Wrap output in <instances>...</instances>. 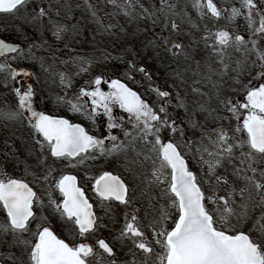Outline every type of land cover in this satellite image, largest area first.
<instances>
[{"label": "snow or ice", "instance_id": "6c2138e0", "mask_svg": "<svg viewBox=\"0 0 264 264\" xmlns=\"http://www.w3.org/2000/svg\"><path fill=\"white\" fill-rule=\"evenodd\" d=\"M112 2L116 3V0ZM27 4L28 0H0V13L14 14ZM239 4V8L231 7L228 19L235 21L237 17L243 16L247 21L250 38L245 40L243 35L233 34L224 29L216 32L206 30L205 46L211 47L214 53L221 56L230 47L237 51L243 49L245 58L242 62H238L239 72L236 82H240L239 75L246 67L258 68L257 76L264 81V44L261 43L264 41V0H239ZM161 5L157 11L164 12L165 9L175 7L167 4L165 0H161ZM119 6L126 9L124 13L126 16H130L135 11L133 0H128L126 5ZM193 7L201 16L206 15L205 9H207L216 18L221 17L222 11H228L219 8L213 0H194ZM140 8L145 15L155 17L156 13L150 12L143 4H140ZM45 14V9L41 7L34 18L41 19ZM155 22L154 19L153 24ZM171 27L175 30L179 29L175 21L171 23ZM59 31L62 29L58 28L54 34L58 35ZM209 38L214 41L211 45L208 44ZM169 42V38L164 37L161 45L166 47ZM172 48L182 49L183 44L174 42ZM19 51L18 45L0 39V57ZM172 54L177 55L176 52ZM253 56L255 59H252ZM224 67L227 69L228 65ZM139 71L146 73L147 70L140 67ZM0 72L8 73L12 79H15L20 72L25 76L30 75L24 69L12 68L7 60L0 63ZM94 84L95 88L91 91L81 88L77 96V100L80 97L91 98V111L80 103H69L74 111L83 112L93 120L98 110H103L108 118L109 134L105 138L112 142L110 149L105 147L104 139L90 135L80 124H73L68 119L36 111L33 107L34 91L31 85L27 86L26 91H21L20 87L13 90L18 98L17 106L13 109L6 105L4 109H0V117L13 122L27 120L36 133L34 143L40 146V150L43 151L44 145L47 144L52 157L70 163L74 158H78L75 160L77 164L84 163L87 159H95V156L89 155L90 151L98 150L102 156L126 152L137 141L151 146V151L157 154L159 166L153 168L149 183L158 185L167 183L166 188H161L160 199L167 200L168 206L177 210V216L173 219L168 208L161 205L158 214L150 221L155 244L163 249V254H156V259L153 261L151 256L154 249L151 246L152 242L145 238V231L139 223L136 214L139 210L131 214L130 220L126 215L125 224L117 239L123 241L130 238L134 248L142 250L145 254L144 259L141 260L137 257L136 251L129 249L132 259L127 264H264V239L254 238L252 232L244 227L249 219L248 204L242 203L240 207L243 211L239 213L231 207L230 198L234 203L237 189L229 184L225 175L215 177L218 187L206 195L197 174L189 169L188 162L180 151V145L174 142L176 134L185 136V129L179 127L177 118L168 112L167 104L159 103V111H157L146 99L119 79L110 81L111 90L108 92L100 88L101 77L95 78ZM244 90L243 102L225 96L221 104L223 110L230 113L237 121L240 120L242 112H246L242 127L238 123L235 132H246L247 139L230 136L223 127L206 130L200 125L202 132L207 131L206 138L215 150L208 151V147L203 144L205 137L202 136L197 152L200 154V160L208 166L209 174L214 175L218 167H223L225 160L231 162L235 158L234 151L239 149L240 163L243 165L246 161L250 162L247 168L234 169L233 174L239 176L241 172L251 171L253 175H244L243 179L261 193V200L264 201V183L256 179L258 171L264 178V169L253 167V163L264 160V82L253 85L250 80L248 85L244 86ZM154 91L158 102L172 96L170 92L161 91L159 87ZM115 106L123 109L127 114V121L124 116L113 115ZM177 107H185L183 101H180ZM185 110L187 111L186 108ZM26 113L30 115L26 116ZM126 122L132 125L131 129L125 127ZM189 123L193 128L197 127L196 121L190 119ZM116 128L122 130L125 140H120L118 136L111 134ZM39 137H42V140ZM182 143L191 154L192 146L196 142L185 138ZM245 148L248 151H245ZM205 152L213 159L205 160ZM12 155L17 163H24L26 168L31 167L26 160H19L15 151ZM53 170L50 166L45 167L43 181L47 182ZM167 170H170V173ZM221 182L224 185V194L218 195ZM56 187L64 197L63 202L57 203L49 194V205L60 213L62 219L76 227L77 235L84 236L101 226L98 223L100 218L92 210L93 206L88 202L84 191L76 186L75 176H62ZM95 191L105 200L114 198L124 205L130 203L128 186L119 176H114L111 172H104L96 180ZM246 191L249 192L251 199L248 188L239 189V195L243 198ZM34 204H38L40 208L44 207L43 199L27 182L23 179H14L6 172H0V207L6 212L4 222L0 223V249H4L0 251V264H89V258L96 255L92 245L79 243L70 246L65 240L60 239L48 226L47 218L42 215L37 216ZM153 211L157 212L155 208ZM233 217L236 218L239 227L230 226ZM170 219L173 224L171 230L167 226ZM261 221H264V214L254 221L253 228L259 225L264 229ZM98 244L109 258L115 256L113 248L105 240H98ZM108 264H116L115 259H110Z\"/></svg>", "mask_w": 264, "mask_h": 264}, {"label": "rangeland", "instance_id": "374dc122", "mask_svg": "<svg viewBox=\"0 0 264 264\" xmlns=\"http://www.w3.org/2000/svg\"><path fill=\"white\" fill-rule=\"evenodd\" d=\"M159 2L160 0H133L135 11L130 16H126L124 14L126 9L119 5H126L128 0H116V3L112 0H31L24 8L19 9L16 13L18 17L12 19L5 16L4 25L10 32L13 31L18 41L23 44L21 50L14 54L15 58L8 62L12 68L24 69L30 75L25 76L23 72H20L15 79H12L8 73L0 72V109H4L6 105L16 108L18 98L13 90L20 87L21 91H26L27 86L31 85L34 91L33 107L36 111L84 116L91 128L95 123L97 136L104 139L107 148H111L112 142L105 138L109 134L108 118L103 110H98L93 120L83 112L74 111L69 102L80 103L91 111L90 97H80L77 100L81 88L91 91L95 88L94 80L97 77L103 78L102 85L108 86L114 78L127 80L139 93H143V99H146L157 111H159V103H166L168 112L177 118L179 127L185 129L184 137L176 134L174 139L178 140L181 151L190 156L191 168L197 174L202 189L208 195L217 189L215 177L222 172L218 167L215 174L210 175L208 166L199 158L197 147L202 136L205 137L203 144L208 147V151H213L206 138L207 131L202 132L200 125L207 126V130L222 127L219 126L223 121L220 114L230 113L223 110L221 100L225 96L239 99V90H244V86L250 81L242 82L239 78L240 82L237 83V77L233 76V72L238 74V62L244 60L245 54L243 49L237 51L235 48H227L226 65L228 67L225 69L221 63L223 55L214 53L211 47L205 46V39L198 38L201 27L214 32L220 30V23L208 19L204 23L201 22L202 17L198 16L200 13L193 7L194 0H189V3L185 0H165L167 4L175 5V7L165 9L164 12L157 11L162 6ZM140 4L148 8L150 12H155V17L145 15ZM41 7L45 9L46 14L41 19H35ZM193 11L196 15L192 13ZM154 19L155 24H153ZM174 20L178 22V30L171 27ZM232 22L228 20L229 24ZM165 24L168 26L164 27ZM58 28L62 31L56 35L54 33ZM164 37L170 40L166 47L161 45ZM249 38L250 36L245 40ZM177 40H182L183 48L180 56L173 59L168 53L172 43ZM213 42L212 38L208 40L209 45ZM261 43L264 44V41ZM3 62L5 60L0 63ZM153 63L157 64V68L152 65ZM140 67L152 71L150 76L155 77L153 84L146 87L145 82L149 80V77L143 76L144 74L139 71ZM225 71L230 79L222 82ZM249 71L250 68L246 67L239 76L243 77ZM256 72L258 73L259 69ZM157 87L161 91L170 92L172 96L158 102L154 91ZM239 100L242 102L241 99ZM180 101H183L185 107H177ZM113 115L124 116L127 121V114L118 106L113 107ZM190 119L197 122V127L191 126ZM1 120L7 127L2 130L0 125V144L3 139L5 148H11L10 143L13 139H19L23 135L21 143L32 141L26 136L27 120L13 122L0 117ZM232 121L236 122L234 117ZM15 126L18 127L16 134H11L10 130ZM125 127L131 129L132 125L126 122ZM227 131L230 136L236 137L234 130ZM111 134L118 136L120 140L126 139L120 128L113 129ZM185 138L196 142L192 146L191 154L183 146L182 141ZM39 139L42 140V137ZM7 157H10V153L4 150L3 158ZM204 159L213 158L205 152ZM110 161L109 165L112 168L131 169L137 172V185L140 191L138 195L144 201L146 187L155 184L149 183L152 170L159 166L157 154L151 151V146L137 141L126 152L114 153ZM236 178V175L232 174L231 180L234 181ZM143 181L147 186L143 184ZM155 185L158 186V184ZM159 185L161 188L167 187V183ZM251 196L257 200L260 193L256 192ZM146 198L149 200L148 197ZM235 200L241 205L239 196H235ZM161 205L168 208V204L164 201ZM127 207L129 205L121 206V209L125 210ZM168 211L173 218L176 212L174 207H169ZM241 211L243 209L239 206L236 213ZM248 214L249 219L244 227L252 232L254 238L264 239V229H261L259 225L253 228L254 221L264 212L258 211L255 206V208L248 207ZM261 223L264 224V221ZM171 224L172 220L167 224L168 228ZM230 226L239 227L235 217L231 219ZM116 232H120L118 227ZM123 245H128L126 239L123 240ZM117 251L114 257L106 260L98 261L95 257V264H108L110 259H115L116 264H127L132 259V257L125 259L124 254L120 253V250ZM121 256L124 257L122 260Z\"/></svg>", "mask_w": 264, "mask_h": 264}, {"label": "flooded vegetation", "instance_id": "af4514ba", "mask_svg": "<svg viewBox=\"0 0 264 264\" xmlns=\"http://www.w3.org/2000/svg\"><path fill=\"white\" fill-rule=\"evenodd\" d=\"M31 0H28V2ZM189 3V0H185ZM192 1V0H191ZM213 2L222 10L227 9V12L222 11V15L220 18L213 17L211 15V12L205 9L206 15L201 16L198 14V16H201V22H205L206 19L212 20L214 22L220 23V29H224L229 31L233 34H239L243 35L245 38L250 36V32L247 31V21L244 19L243 16L237 17L235 21H233L231 24L228 23V16L231 11L232 6H238L240 7L239 0H213ZM161 4V0L159 2ZM191 5V4H189ZM19 11V10H18ZM18 11H16L14 14H8V13H0V39H3L7 43H12L19 45V49L21 50L23 44L22 42H19L17 37L14 35L13 31H9L8 28L3 23V18L5 16L11 17L14 19V17H18V14H16ZM195 14V11L192 12ZM196 15V14H195ZM175 23L178 25V22L174 20ZM234 23V24H233ZM236 27V28H235ZM203 29V30H202ZM237 29V31H236ZM216 32V31H214ZM207 35V32L204 28L201 27L200 32L198 33L199 39H204ZM211 39V38H209ZM176 42H179L183 44L182 40H177ZM182 49H173L170 48V53H168L171 58L176 59L180 56ZM176 52L177 55H173L172 53ZM18 53V52H15ZM15 53H8L4 57H0V62L2 60H13ZM226 50L223 54V65H226L227 56H226ZM255 59V57H254ZM153 62L156 63L155 60ZM9 63V62H8ZM153 63L154 67L157 68V64ZM153 67V68H154ZM250 68V71L243 77L239 76L242 82L246 80H251L253 85H258L261 82H264L259 79L257 76V69L258 68ZM147 70V69H146ZM151 70H147L146 73H143L145 77H149L151 74ZM233 76L238 77V74L233 72ZM151 78L146 81V87L153 84V78L154 75L150 76ZM222 82H226L229 78V75L227 71H225L224 76H222ZM253 77H256L253 79ZM103 78H101V85L100 88L102 91L108 92L110 91V84L109 86L107 84L102 85ZM129 86H131L127 80H124ZM233 81V79H231ZM150 82V83H149ZM132 87V86H131ZM141 94V93H140ZM143 93L141 94V97L143 98ZM239 99L244 101L245 97V90H239ZM30 115V114H25ZM47 115V114H46ZM52 116L57 117H64L70 120V122L74 124H80L82 125L90 135H96L95 132V123L92 126V128L88 125L89 122L84 116L79 117V114H49ZM223 118V121L219 124V126H222L225 130L232 129L235 131L237 124L242 127L243 124V118L246 115V112H242L240 120L236 122L232 121L231 114H220ZM79 117V118H78ZM78 118V119H76ZM228 119V121H227ZM27 124V133L26 136H28L32 139L31 142H22L23 136L21 138H14L13 141L10 143L11 148H5L4 140H1L0 144V172H6L8 175H10L14 179H23L25 182L29 184L30 187L33 188L34 191L37 192L38 196L43 199L44 201V207L40 208L38 204H34V211L36 212L37 216H43L47 218L48 226L52 228V230L55 232V234L60 238L65 240L66 243H68L70 246L73 244H79V243H86L92 245V247L95 250L96 255L89 258V264L94 263L95 264V257L98 261L100 260H106L109 259L108 255L103 252V249L99 247L98 240L103 239L109 245L113 248L114 253H117V250H120V253H123L125 259L127 257H131L129 254V249H132L137 252V256L140 258H144L145 254L142 250L135 249L131 239H126L128 242V245L124 246L123 241L120 239H117L120 232H116V228L118 227V231H121L125 224V217L126 215L131 217V214L136 212V210H139L138 213H136L139 217V223L143 230L145 231V238L148 241H151V246L154 249V253L151 256V259L155 261L156 254H163V249L155 244V237L151 231V224L150 221L153 219L154 215L158 214V210L160 208V204H162V201L167 203L169 205V202L167 200L160 199L161 196V186L152 184L151 186L146 187L147 185L143 181V184L146 186V192L144 193V201L141 200L140 196L138 195V189L139 186L137 185V172H133L131 169L122 170V169H116L112 168L109 163L110 157L114 154L110 155H100L99 151H90V156H95V159H87L84 163H75V160L78 158H74L73 162L70 163L67 160H58L51 156L50 149L47 146V144L44 145L43 151L40 150V146L34 143V136L35 131L30 127L28 123ZM0 125L2 130L7 129L5 126L6 123L1 120ZM17 126H15L13 129L10 130L11 134H16ZM207 130V126L204 127ZM206 132V131H205ZM236 137H241L243 139H247L246 132H235ZM215 138V136H213ZM10 139V138H9ZM174 142L178 143V140ZM180 145V144H179ZM107 145L105 144V147ZM107 148V147H106ZM210 148L214 151V146L210 145ZM110 149V148H108ZM4 150H7L8 153H10V157L3 158L4 156ZM15 151V155L19 158L21 161H27L28 165H31V167L26 168L24 163H17L15 158L13 157V152ZM181 151V149H180ZM245 151H248L247 148H245ZM31 152V154H29ZM182 154H184L185 159L188 162L189 169L193 172L192 161L190 159V156L181 151ZM258 156V154H257ZM234 159L229 162L228 160H225L223 163V167H219L221 170V175L227 176L229 180L230 185H234L237 189V194L235 196H239L240 202L247 203L248 207H254L257 206L258 211L264 212V201L261 200V193L257 192L252 185L243 179L244 175L252 176L253 173L251 171H248L247 173L241 172L239 176H236L237 178L234 179V181L231 180V176L234 173V169L236 168H247V165L250 161H246L243 165L240 163V150L236 149L234 151ZM39 158V159H38ZM46 158V159H45ZM40 161H44V163H40ZM52 167L54 170L51 173L50 178L47 180V182L43 181L44 176V169L45 167ZM253 167H256L257 169H264V160H261L259 163H253ZM104 172H111L114 176H119L121 180L125 182V184L129 188V198L130 203L128 204L129 207L127 209H121V206H126L122 204L120 201L115 200L114 198L105 200L101 198L98 193L95 191V184L96 180L100 178V176L103 175ZM170 173V170H169ZM65 175H72L76 177V186L81 188L84 191L85 196L88 199V202L93 206L92 210L95 212L96 216L100 218L98 223L101 225L96 231L90 232L85 234L84 236L77 235V229L75 226H71L69 222L62 219L60 216V213L54 210V207L49 205L48 197L49 194H51L52 198L56 200L57 203L62 204L63 202V195L59 191V189L56 187V183L59 181V179L62 176ZM256 179L260 182L264 183V178H262L259 175V171L256 173ZM136 183V184H135ZM51 186V187H49ZM220 191L217 193L218 195L224 194V185L221 182L219 185ZM241 188H248L251 192V195L260 193V196L257 198V200L252 196L251 199H249V192L246 191L244 193L243 198L239 195V189ZM230 190V189H229ZM149 200H147V198ZM234 203H232V200L230 198V205L231 207H234L235 211H237V208H239L240 204L237 203L239 201L235 200L234 197ZM142 202V203H141ZM222 203V202H221ZM127 205V206H128ZM234 205V206H233ZM156 209L157 212H154L153 209ZM169 210V206H168ZM174 210H176L174 208ZM6 216V212L0 207V223L4 222ZM177 216V210L175 212V215L173 218H176ZM171 220V219H170ZM170 220L167 222V224L170 222ZM39 222V221H38ZM103 225H106L104 227ZM171 226L169 227V230H171ZM10 238V237H9ZM4 249H0V251H3ZM123 256L120 257L124 258ZM103 257V258H102Z\"/></svg>", "mask_w": 264, "mask_h": 264}, {"label": "water", "instance_id": "95a60500", "mask_svg": "<svg viewBox=\"0 0 264 264\" xmlns=\"http://www.w3.org/2000/svg\"><path fill=\"white\" fill-rule=\"evenodd\" d=\"M19 46V45H18ZM122 83H124L123 81H121ZM126 84V83H125ZM129 87V86H128ZM133 91L137 92L136 90L133 89ZM138 93V92H137ZM139 94V93H138ZM56 117V116H55ZM58 118H64V117H58ZM66 119V118H64ZM82 126V125H81ZM83 127V126H82Z\"/></svg>", "mask_w": 264, "mask_h": 264}]
</instances>
